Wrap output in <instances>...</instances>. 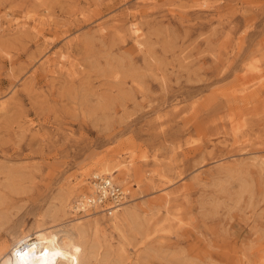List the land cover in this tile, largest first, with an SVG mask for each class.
<instances>
[{
  "label": "rangeland",
  "instance_id": "374dc122",
  "mask_svg": "<svg viewBox=\"0 0 264 264\" xmlns=\"http://www.w3.org/2000/svg\"><path fill=\"white\" fill-rule=\"evenodd\" d=\"M1 101L0 262L97 217L87 264H264V0H0ZM102 166L124 234L61 207Z\"/></svg>",
  "mask_w": 264,
  "mask_h": 264
},
{
  "label": "bare ground",
  "instance_id": "6f19581e",
  "mask_svg": "<svg viewBox=\"0 0 264 264\" xmlns=\"http://www.w3.org/2000/svg\"><path fill=\"white\" fill-rule=\"evenodd\" d=\"M0 106L3 108L4 102L1 101ZM99 170L100 172H94L90 177L87 176L89 179L86 178L84 184L88 185L89 189H86L75 199L73 198L74 200L70 203L67 202V199H65L63 205L61 204V207L63 210H66L68 208L72 210V212L78 214L84 213L85 215H89L91 213H100L109 216V218L112 219L111 224H113L114 228L119 231V233L124 234L128 229L127 227L132 228L137 223H139L142 215L146 214L145 210L142 208V206L136 207L132 204H129V202L131 201L130 196L132 191L127 188V185L130 183V181L126 170L121 174V179H118V177L116 178L117 173L120 172V168L111 170L106 166H102L99 168ZM103 174L115 175V179H118V182L120 184L115 181L113 177H110L113 178L115 183L124 187L126 192L129 193L121 207L115 210L111 215H107L104 212H98L97 207L92 211V205L89 203V196L93 193L92 178L95 175ZM70 196L71 195H69V197ZM141 210L144 211L141 213ZM99 224L100 221L97 219V217H94V219H92V221H88V223L77 221L70 227L65 226L56 229H48L44 227V224H38L35 231L18 235L13 239V242L10 244L9 252L2 258L0 264H61V262H66L67 264H87L86 257L84 255L85 244L83 245V243L77 241L76 238L78 237V235L84 236L89 232V230H92L98 240V238L100 237V232L98 233L100 226ZM84 238H86V236L83 237V239ZM87 245L88 243L86 244V248Z\"/></svg>",
  "mask_w": 264,
  "mask_h": 264
},
{
  "label": "built area",
  "instance_id": "2783aa9c",
  "mask_svg": "<svg viewBox=\"0 0 264 264\" xmlns=\"http://www.w3.org/2000/svg\"><path fill=\"white\" fill-rule=\"evenodd\" d=\"M93 193L89 196L92 211L111 215L119 209L129 193L125 188L114 182L109 175H95L92 178Z\"/></svg>",
  "mask_w": 264,
  "mask_h": 264
}]
</instances>
